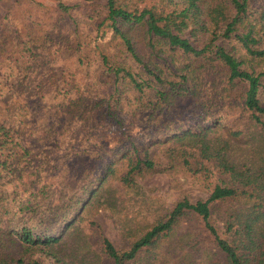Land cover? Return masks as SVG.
I'll list each match as a JSON object with an SVG mask.
<instances>
[{"label":"trees","instance_id":"trees-1","mask_svg":"<svg viewBox=\"0 0 264 264\" xmlns=\"http://www.w3.org/2000/svg\"><path fill=\"white\" fill-rule=\"evenodd\" d=\"M55 2L9 0L0 14V264H24L11 252L17 242L41 246L54 264H130L187 212L200 217L222 254L213 264H264V172L231 162L227 141L210 134V123L189 122L216 100H228L264 128V0ZM106 38L119 48L118 59L107 53ZM79 72L103 85L105 95L87 97V88L62 86L52 124L51 116L41 117V126L25 118L24 130L9 123L7 115H17L16 107L3 104L10 85L42 89L57 75ZM206 80L213 88L201 87ZM36 101L28 100L31 107ZM103 123L123 136L112 156L123 162L121 171L113 159L97 167L106 145ZM168 143L185 166L194 157L202 170L206 160L231 184L221 180L194 202L183 196L126 249L89 221L102 258L66 262L57 255L64 232L83 220V209L109 178L131 188L138 175L167 169L151 148ZM52 166L78 184L64 176L50 182ZM240 195L251 203L244 212L227 209L228 239L213 223L212 208Z\"/></svg>","mask_w":264,"mask_h":264},{"label":"rangeland","instance_id":"rangeland-1","mask_svg":"<svg viewBox=\"0 0 264 264\" xmlns=\"http://www.w3.org/2000/svg\"><path fill=\"white\" fill-rule=\"evenodd\" d=\"M41 1L56 3L55 0ZM9 4V0H0V14ZM13 23L17 24L18 20L13 19ZM102 43L107 53L112 58L118 59L119 48L114 47L107 38L103 39ZM95 81L96 79L91 75L79 72L62 78L61 74L57 75L42 84V89L24 90V87L12 84L3 98V104L10 109L16 107L17 110L15 117L7 115L9 123L24 130L25 118L28 120L31 118V122L41 126L40 118L51 116L48 124L50 125L54 122L53 110L57 109V103L62 102L64 91L62 86L74 85L78 90L87 88V97L105 95L104 86ZM207 86L213 88L211 80H206V86L201 87L206 89ZM44 95L50 106L43 103ZM33 97L37 101L31 107L28 100L33 101ZM91 117L94 118V114H91ZM194 120L204 125L210 123L213 129L210 134L227 141L226 155L231 162L248 165L253 171L264 172V128L253 124L245 110L236 102L216 100L202 118H198L196 114L189 116L190 123ZM100 130L106 145L103 149V158L96 161L97 167H104L113 159L114 165L119 168L118 171H121L123 162L118 157L112 158V156L119 149L117 145L123 139L122 134L110 129L106 123L102 124ZM169 145L174 144L168 143L151 148V157L166 165V170L146 171L138 175L137 185L131 188L125 187L115 178H109L101 187L100 194L83 209V220L75 221L64 232L60 245L56 247L57 255L66 262H77L79 259L91 261L96 255L102 258L99 252V236L95 231H90L89 221H96L100 231L118 249H126L136 237L162 219L183 196L194 202L207 198L214 185L221 180L231 184L227 174L220 173L206 160L201 164L202 170H197L200 164H197L194 157L190 158L191 166H185L179 153L172 152ZM63 173L61 168L52 166L48 170V179L54 183L59 177L64 176L72 186L74 183L78 184V181H72ZM250 203V199L248 201L246 196L240 195L231 201L218 202L212 208L213 223L228 239L232 236L226 231L227 209H242L244 212ZM11 252L15 257H23L24 264H33V261H38L40 264H54L43 255L41 246L27 247L17 242ZM223 259L200 217L187 212L169 234L161 237L154 247L144 250L130 264H213L217 260L222 262Z\"/></svg>","mask_w":264,"mask_h":264}]
</instances>
